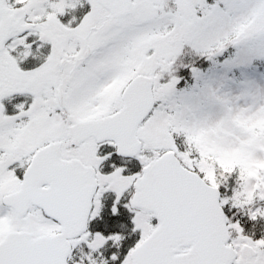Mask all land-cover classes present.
I'll return each mask as SVG.
<instances>
[{
    "label": "snow or ice",
    "instance_id": "snow-or-ice-1",
    "mask_svg": "<svg viewBox=\"0 0 264 264\" xmlns=\"http://www.w3.org/2000/svg\"><path fill=\"white\" fill-rule=\"evenodd\" d=\"M0 264H264V0H0Z\"/></svg>",
    "mask_w": 264,
    "mask_h": 264
}]
</instances>
